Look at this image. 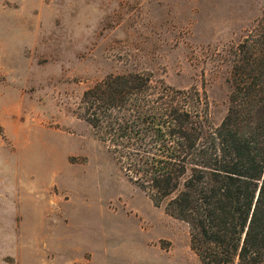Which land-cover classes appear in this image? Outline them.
Returning a JSON list of instances; mask_svg holds the SVG:
<instances>
[{
	"label": "rangeland",
	"instance_id": "1",
	"mask_svg": "<svg viewBox=\"0 0 264 264\" xmlns=\"http://www.w3.org/2000/svg\"><path fill=\"white\" fill-rule=\"evenodd\" d=\"M264 0H0V264H202L186 222L122 171L77 115L108 74L208 96L219 124L233 50Z\"/></svg>",
	"mask_w": 264,
	"mask_h": 264
},
{
	"label": "trees",
	"instance_id": "2",
	"mask_svg": "<svg viewBox=\"0 0 264 264\" xmlns=\"http://www.w3.org/2000/svg\"><path fill=\"white\" fill-rule=\"evenodd\" d=\"M227 112L151 72L108 74L77 115L155 206L186 222L202 264H264V8L233 50Z\"/></svg>",
	"mask_w": 264,
	"mask_h": 264
},
{
	"label": "crops",
	"instance_id": "3",
	"mask_svg": "<svg viewBox=\"0 0 264 264\" xmlns=\"http://www.w3.org/2000/svg\"><path fill=\"white\" fill-rule=\"evenodd\" d=\"M0 144H2V143L0 142Z\"/></svg>",
	"mask_w": 264,
	"mask_h": 264
}]
</instances>
